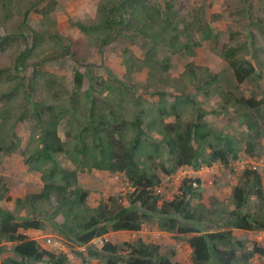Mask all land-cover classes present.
I'll return each instance as SVG.
<instances>
[{
    "label": "trees",
    "instance_id": "trees-1",
    "mask_svg": "<svg viewBox=\"0 0 264 264\" xmlns=\"http://www.w3.org/2000/svg\"><path fill=\"white\" fill-rule=\"evenodd\" d=\"M240 1L247 7L254 4V0ZM1 3L4 11L15 12V0H1ZM37 3L34 1L33 6L24 10V23ZM70 22L94 38L102 56L105 46L126 35V29L135 37L144 36V42L139 44L143 56L124 60L126 76L130 77L133 69L147 67L150 81L142 84L144 91L158 95L159 99L148 103L136 97L130 103L126 100V89L138 92L141 84H129L107 68L120 85L118 88L107 81L101 82L103 90L99 94H94L91 82L86 84V73L82 71H75L73 85L68 86L65 75L41 70L38 67L45 59L31 64L33 73L27 77L23 72L29 66L33 51L46 44L45 36L38 33L33 45L18 54L13 68L7 72L0 70V102L3 103L0 151L13 154L23 149L24 163L30 171L40 173L43 182L39 191L17 197L15 210L0 205V251L5 250L6 243H13L16 254L5 258L2 264H70L64 253L45 248L26 233L30 229H45L47 224L57 237L75 245L77 255L85 262L93 257L103 258L105 264H180L163 254L159 244L142 238L124 242V246L109 240L102 247L92 243L112 231L135 232L144 224L154 222L159 230L174 233L175 238L189 236L192 264H252L255 256L264 258V245L254 241L250 247L245 239L234 234L236 230H264V190L258 170L245 169L243 180L233 187L228 200L215 196L209 204L203 201L200 177L185 178L171 199H163L155 190L162 182V175H171L180 167L199 170L219 162L228 165L241 152L252 156L256 142L264 138V126L257 120V116L264 120V95L257 98L230 93L217 84L218 74L208 67L187 63L182 75L185 86L190 83L198 87L222 111L235 108L248 130L240 133L233 127L217 130L205 118L208 111L198 105L195 96L185 92L170 95L158 88L150 91L151 83L156 87V81L152 82L151 78L170 69V57L160 58L159 49L194 53L201 45L196 34L202 40H211L212 27L198 17L195 22L179 17L172 1L163 7L148 0H100L98 12L91 21L78 18ZM251 23L253 29L264 35V18L260 14L254 15ZM252 36L255 46L257 36ZM244 43V47H227L223 57L239 83L248 79L259 82L261 74L252 60L238 55L239 51L251 53L249 42ZM66 48L62 54L83 66L92 64L81 58V53ZM128 52L124 50V54ZM60 55L56 54L53 59ZM198 82L203 84L199 87ZM39 85L47 92L36 98ZM115 89L118 92L114 94ZM103 91L113 96H104ZM27 118L34 121V126L28 143L23 146L16 127ZM62 121L67 128L65 139L58 128ZM60 154L70 159L75 168L63 167L57 156ZM82 168L124 173L130 187L129 204L110 199L90 206L88 190L78 185V172ZM8 190L5 185L0 186V200ZM253 195L259 200L261 217L249 209ZM20 211H25L27 216L19 217Z\"/></svg>",
    "mask_w": 264,
    "mask_h": 264
},
{
    "label": "rangeland",
    "instance_id": "rangeland-1",
    "mask_svg": "<svg viewBox=\"0 0 264 264\" xmlns=\"http://www.w3.org/2000/svg\"><path fill=\"white\" fill-rule=\"evenodd\" d=\"M34 1L38 2L37 6L31 11L27 23H24V10L28 6H33ZM168 1H172L174 10L177 11L179 17L185 16L187 21L193 22L198 17L211 26L214 37L211 40H202L201 35L196 34L201 45L196 47L194 53L191 54L189 52L175 53L169 48H160L158 51L160 58L170 57V69L163 73H156L151 78L152 82L153 80L156 81V87L151 83L150 91L158 88L167 91L170 95L185 92L193 97L195 96L198 105L208 111L205 118L217 130L232 127L239 133L248 130L247 125L242 123L235 108L222 111L216 102L207 99L203 93H200L198 87L195 88L190 83L186 87L182 75L186 64L194 62L197 65L208 67L213 73H217L220 79L217 84L224 90L239 96L262 98V95H264V35L253 29L251 18L257 14L264 18V0H254V4L249 7L241 4L240 0H148L150 4H160L163 7H166ZM15 2V12L11 13L3 10L0 0V70L5 69L4 71L7 72L10 68H13L18 54L27 46L31 47L33 45L34 36L38 33L45 36L44 42L46 44H44V48H48V51L44 52V48L40 47L35 48L32 57L28 60L29 66L23 72L27 77H31L33 73L34 68L31 64L45 59L42 66L38 67L41 70L56 73V75H65L68 86L73 85L75 71H82L86 73V84L91 82L90 84L94 85L92 86L94 94H99L103 90L101 82L107 81L118 88L120 85L116 79L109 75L107 68L115 73L117 78L129 84H141L142 88L138 92L126 89L129 91L128 93L125 90L127 101L136 100V97L144 98L148 103L158 101L159 96L147 93L142 85L150 79L147 67L141 66L142 68L139 70L133 69L132 75L130 77L126 76L128 72H126L127 68L124 60L128 57L134 59V57L141 58L143 56L139 44L144 42V36L135 37L131 30L126 29V35L105 46V53L102 56L94 38L72 26V22H70L72 20L80 18L91 21L95 18L100 0H15ZM243 10H247V13L244 14ZM252 34L257 36L255 46L253 45L254 37ZM129 35H131L130 38L127 37ZM244 42H249L251 53L247 54L246 51H239L238 55L252 60L256 70L261 74L259 82L248 79L243 83H239L229 62L223 57L224 50L227 47H244ZM66 47H70L74 53H81V58L86 59L93 65L83 66L73 58L62 54L67 49ZM125 49L129 50L127 54H124ZM58 53L61 55L53 59ZM160 79L163 81L159 82ZM202 84L203 82H198L197 86L200 87ZM217 84H214V86L217 87ZM44 92H47L46 89L39 85L35 97H43ZM103 92L104 96H113L110 94L111 92L108 94L107 91ZM116 92H118V89H115L114 94ZM2 105L3 103L0 102V108ZM137 108L138 106L135 107V112L138 111ZM167 120L170 121L171 118ZM257 120L260 125L264 126V120L261 116H257ZM33 126L34 121L28 118L17 124L16 131L23 139V146L28 143ZM58 128L63 139H65L64 133L67 129L65 122L62 121ZM22 150L13 154H5L0 151V177L3 181L0 186L5 185L9 189L6 196L0 200V205L10 210H15V199L17 197L39 191L43 186L41 174L30 171L24 163ZM165 152L167 153V151ZM57 156L63 167L70 170L75 168L72 161L64 154ZM245 169L260 172L264 190V138L256 142L254 155L251 156L246 152H241L239 158L228 165L219 162L212 166H204L199 170L184 166L171 175H162L159 195L163 199L172 198L178 193L179 186L185 178L195 177L193 171H200L201 174L199 172V175L203 178L201 184L203 201L209 204L210 199L215 196L222 200H228L233 187L243 180L242 174ZM78 185L88 190V203L90 206L95 207L101 202H110V199L117 200L118 203L124 205L129 204L127 197L130 187L126 182L124 173L82 168L78 172ZM8 197L12 199L8 200ZM258 202V198L253 195L249 203V209L253 215L261 217ZM17 215L19 217L27 216V213L20 211ZM158 231L160 230L155 222L146 223L141 231L137 233L112 231L106 235V238L120 246H124V242L132 243L138 238H142L146 242L159 244L162 253L171 256L174 261L180 264H192V253L190 255L187 246L188 235H181V238L178 239L175 238L174 233ZM26 233L41 243L45 241L44 237L47 235L53 234L56 236L49 224L46 225L45 229L26 230ZM234 234L241 239H245L250 247L254 241L264 245V230H236ZM65 241H67L65 242L66 247L74 256L73 259L69 260L70 264H105L103 258L90 257L86 262L83 261L75 251L76 248L74 247L76 246L71 245L66 239ZM104 241V237L96 238L92 243L97 247H102ZM3 247H5V250L0 251V264L7 257H16L12 250L13 243H6ZM252 264H264V258L257 255L253 258Z\"/></svg>",
    "mask_w": 264,
    "mask_h": 264
},
{
    "label": "clouds",
    "instance_id": "clouds-1",
    "mask_svg": "<svg viewBox=\"0 0 264 264\" xmlns=\"http://www.w3.org/2000/svg\"><path fill=\"white\" fill-rule=\"evenodd\" d=\"M161 184V183H160ZM160 184L156 187V192L159 194L160 193V191H159V186H160ZM178 192H179V189H178ZM171 199V198H170ZM31 230V229H30ZM34 230V229H33ZM139 231H141V230H139ZM160 231H162V230H160ZM135 232H138V231H135ZM164 232V231H163ZM48 236H53V237H55L56 239H58V240H60L65 246H66V243H65V241L64 240H62L61 238H59V237H57V236H55V235H47V236H45L44 238H45V241L43 242V243H41L45 248H47V249H49V250H51V251H54V252H56V253H64L66 256H67V258L70 260V259H73L74 258V256H73V253L66 247V249H67V251L66 252H64V251H59V250H56V249H53V247L51 248L48 244H47V242H46V238L48 237ZM104 239L105 240H107V238H106V236H104ZM50 247V248H49Z\"/></svg>",
    "mask_w": 264,
    "mask_h": 264
},
{
    "label": "built area",
    "instance_id": "built-area-1",
    "mask_svg": "<svg viewBox=\"0 0 264 264\" xmlns=\"http://www.w3.org/2000/svg\"><path fill=\"white\" fill-rule=\"evenodd\" d=\"M46 242L51 248L53 247V249L64 251V252L67 251L66 246L60 240L56 239L53 236H48L46 238Z\"/></svg>",
    "mask_w": 264,
    "mask_h": 264
},
{
    "label": "crops",
    "instance_id": "crops-1",
    "mask_svg": "<svg viewBox=\"0 0 264 264\" xmlns=\"http://www.w3.org/2000/svg\"><path fill=\"white\" fill-rule=\"evenodd\" d=\"M194 173H195V177L196 176H198V177H200L202 180H203V178L199 175V172L200 171H193ZM200 174H201V172H200ZM158 232H161V231H158ZM137 233V232H136ZM141 233V232H140ZM187 246H188V249H189V252H190V255H191V253H192V249H191V247L187 244Z\"/></svg>",
    "mask_w": 264,
    "mask_h": 264
}]
</instances>
